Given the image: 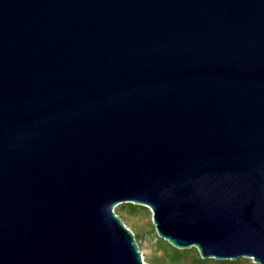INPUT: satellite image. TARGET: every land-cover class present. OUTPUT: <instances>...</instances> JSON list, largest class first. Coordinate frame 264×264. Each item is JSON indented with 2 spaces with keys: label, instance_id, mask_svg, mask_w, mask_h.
<instances>
[{
  "label": "water",
  "instance_id": "obj_1",
  "mask_svg": "<svg viewBox=\"0 0 264 264\" xmlns=\"http://www.w3.org/2000/svg\"><path fill=\"white\" fill-rule=\"evenodd\" d=\"M121 203L264 264V0H0V264H144Z\"/></svg>",
  "mask_w": 264,
  "mask_h": 264
},
{
  "label": "rangeland",
  "instance_id": "obj_2",
  "mask_svg": "<svg viewBox=\"0 0 264 264\" xmlns=\"http://www.w3.org/2000/svg\"><path fill=\"white\" fill-rule=\"evenodd\" d=\"M114 211L121 216L124 224L136 235V241L142 254L144 264H151L159 257L157 251L156 231L152 223V213L149 208H139L136 213H130L126 206L118 204ZM158 238V236H157ZM209 264H256L250 258L218 261L212 259Z\"/></svg>",
  "mask_w": 264,
  "mask_h": 264
},
{
  "label": "trees",
  "instance_id": "obj_3",
  "mask_svg": "<svg viewBox=\"0 0 264 264\" xmlns=\"http://www.w3.org/2000/svg\"><path fill=\"white\" fill-rule=\"evenodd\" d=\"M130 213H136L139 208H146L133 203H121ZM135 238L136 235L134 234ZM157 251L161 254L154 258L151 264H209L212 259H202L195 247L178 249L162 238H157Z\"/></svg>",
  "mask_w": 264,
  "mask_h": 264
}]
</instances>
